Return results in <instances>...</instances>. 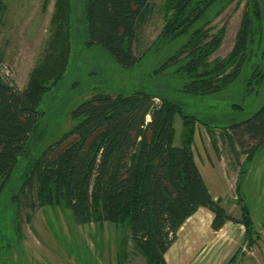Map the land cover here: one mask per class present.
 Instances as JSON below:
<instances>
[{
  "label": "trees",
  "instance_id": "1",
  "mask_svg": "<svg viewBox=\"0 0 264 264\" xmlns=\"http://www.w3.org/2000/svg\"><path fill=\"white\" fill-rule=\"evenodd\" d=\"M234 1L161 0L163 26L150 47L163 50L183 39L157 71L175 65L174 74L187 96L218 94L242 76L255 95L264 91V0L245 1L232 49L225 58L210 60L225 31L222 27L213 32L210 24ZM153 8L152 0H84L85 46L103 48L124 70L134 68L151 50L136 55L133 47ZM72 15L71 0H55L45 52L24 89H17L0 71V195L8 185H16L10 202L17 230L26 208L69 209L79 225L110 223L126 230L146 264H167L165 254L178 230L203 208L212 215L214 232L227 222L244 229L225 264H238L245 248H260L262 236L241 190L243 177L264 149V104L242 121L217 127L185 113L179 102L166 95L95 94L69 113L75 125L41 150L48 129L41 126L40 107L43 97L64 79L71 54ZM176 117L181 121L178 144ZM197 125L205 129L215 155L219 130L234 162H239L234 188L237 220L220 198L213 199L196 166ZM68 139L72 142L57 152ZM247 140L252 143L248 148ZM24 217L29 224L30 214Z\"/></svg>",
  "mask_w": 264,
  "mask_h": 264
},
{
  "label": "rangeland",
  "instance_id": "2",
  "mask_svg": "<svg viewBox=\"0 0 264 264\" xmlns=\"http://www.w3.org/2000/svg\"><path fill=\"white\" fill-rule=\"evenodd\" d=\"M45 1L47 6L43 8ZM245 1L235 0L210 24L213 32L222 27L225 30L221 45L210 60L223 59L232 49ZM83 2L71 0L74 27L69 64L64 79L43 97L40 107L44 112L41 126L48 129V133L43 134L45 140L41 150L55 143L75 125L69 113L95 94L112 97L131 96L136 92L166 95L179 102L185 113L217 127L242 121L264 104V91L255 95L251 87H246L243 76L224 91L199 98L182 93V83L174 74L175 65L157 71L183 42V39H179L167 49H151L153 40L163 26L159 11L161 0H152L154 13L133 47L136 55L148 48L151 50L130 70L122 69L103 48L85 46ZM54 3L55 0H0V8L4 7L0 10V71L7 74L11 84L19 90L24 89L31 69L45 52L51 33ZM174 128L175 144H178L181 128L179 117L175 119ZM199 132L205 134L204 144L198 138ZM216 133L218 155L213 153L210 143H207L208 135L199 125L195 131L194 150L205 155L206 148L210 154V167L206 164V169L200 166L204 178L209 181L210 193L216 197L215 200L220 198L227 213L237 220L240 212L239 206L235 204L234 188L239 162H234L233 152L221 138L219 130ZM71 142L72 139H68L62 143L57 152H61L60 149ZM250 143L247 140L246 148ZM240 158L243 160L244 156ZM21 169L22 164L14 173L13 182ZM261 171L260 166L252 171L249 167L247 173L250 175L243 177L241 191L262 241L259 243L260 248L243 249L244 255L238 264H264V179L259 178ZM15 192L16 185L12 183L0 195V264H146L129 240L126 230L110 223L79 225L69 209L48 206L30 211L26 208L20 216L21 224L17 230L12 221L14 204L10 202ZM25 214H30L29 224L25 221ZM211 220L212 215L201 210L185 223L166 256L169 264H225L238 248L244 229L239 224L228 222L220 231L214 232L210 226ZM32 226L49 230L43 234L50 238L49 244L39 247L33 245L31 238L27 237L31 234ZM63 228L67 232L62 231Z\"/></svg>",
  "mask_w": 264,
  "mask_h": 264
},
{
  "label": "crops",
  "instance_id": "3",
  "mask_svg": "<svg viewBox=\"0 0 264 264\" xmlns=\"http://www.w3.org/2000/svg\"><path fill=\"white\" fill-rule=\"evenodd\" d=\"M198 138L200 139V141H202V143L204 144L205 143V134L204 133H202V132H199L198 133ZM207 143H210V141H209V139H208V136H207ZM194 144H195V135H194ZM252 143H250V145H251ZM205 150H206V148L204 149V153H205V155H202V154H199V152H195V150H194V146H193V153H194V160H195V163H196V166H197V168H198V170H199V172H200V174H201V176H202V179H203V181H204V183H205V185H206V187H207V189H208V191H209V193H210V189H209V185H208V183H209V181L207 180V179H205L204 178V173H203V170H202V168H204V169H206L205 168V164L206 165H209V167H210V154H208V152H207V150H206V152H205ZM237 151H238V149H236ZM206 153H207V155H206ZM213 153H214V151H213ZM264 149H262L261 151H260V153L259 154H257V156L255 157V159L253 160V162H252V164L250 165V170L252 171L253 170V168L255 169L256 167H259L260 166V169L262 170L260 173H259V178H260V180L263 178L264 179ZM242 161V160H241ZM200 166H202V168H200ZM248 174V173H247ZM250 174H248V176H249ZM217 181H219V180H217ZM210 195H211V193H210ZM212 197H213V199L215 200V196H213V195H211ZM201 210H205V209H203V208H200V209H198V211L193 215V216H195L197 213H199V211H201ZM207 211V210H206ZM193 216H191L190 218H188L187 220H186V222L189 220V219H191ZM185 222V223H186ZM185 223L182 225V227L178 230V232L179 231H181V229L183 228V226L185 225ZM228 223V222H227ZM226 223V224H227ZM225 224V225H226ZM224 225V226H225ZM223 226V227H224ZM222 227V228H223ZM44 229V227H33L32 226V228H30V236H27V237H29V238H31V242L33 243V245H35V246H37V247H39V246H41L42 244H46V243H48L49 244V239H48V237H46V236H43V234L44 233H48L49 232V230L46 228V231H44L43 230ZM62 231H65V232H67V230L66 229H62ZM178 232H177V235H179L178 234ZM48 241V242H47ZM177 241V240H176ZM176 241L172 244V246L176 243ZM179 241V240H178ZM172 246L169 248V250L166 252V254H165V260H166V262H167V264H169L168 263V259L166 258V256H167V254L169 253V251H170V249L172 248ZM187 264V263H186Z\"/></svg>",
  "mask_w": 264,
  "mask_h": 264
},
{
  "label": "bare ground",
  "instance_id": "4",
  "mask_svg": "<svg viewBox=\"0 0 264 264\" xmlns=\"http://www.w3.org/2000/svg\"><path fill=\"white\" fill-rule=\"evenodd\" d=\"M229 236H231V233H228Z\"/></svg>",
  "mask_w": 264,
  "mask_h": 264
}]
</instances>
